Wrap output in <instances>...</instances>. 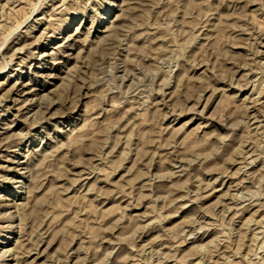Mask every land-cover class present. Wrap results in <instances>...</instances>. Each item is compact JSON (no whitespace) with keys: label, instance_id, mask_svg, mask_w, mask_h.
I'll return each instance as SVG.
<instances>
[{"label":"rangeland","instance_id":"374dc122","mask_svg":"<svg viewBox=\"0 0 264 264\" xmlns=\"http://www.w3.org/2000/svg\"><path fill=\"white\" fill-rule=\"evenodd\" d=\"M0 85V264H264V0H0Z\"/></svg>","mask_w":264,"mask_h":264},{"label":"bare ground","instance_id":"6f19581e","mask_svg":"<svg viewBox=\"0 0 264 264\" xmlns=\"http://www.w3.org/2000/svg\"><path fill=\"white\" fill-rule=\"evenodd\" d=\"M13 5H14V4H13ZM13 7H14V6H13ZM11 9H12V8H11ZM129 9H130V8H128L127 10H129ZM11 11H12V10H11ZM11 15H13V14H11ZM5 20H6V19H5ZM8 20H9V19H8ZM3 68H4V67H3ZM5 68H6V67H5ZM5 68H4V69H5ZM1 70H3V69H1ZM11 81H14V82L11 83L10 87L8 88V90H6L7 92H10V91L12 92V91H14V90H16V89H18V88H19V90L23 91V93L25 92V91H24V90H25V89H24L25 85H23L22 83H17L16 80H9V81H8V86H9V84H10ZM2 84H3V83H2ZM0 86H1V85H0ZM21 87H23V88H22L23 90L21 89ZM6 91H5V92H6ZM16 91H17V90H16ZM6 94H7V93H6ZM28 94H29V93H24V95H28ZM34 94H35V93H34ZM10 213H11V212H10ZM9 216H11V215H9ZM9 221H10V219H9ZM9 225H10V224H9ZM11 225H12V224H11ZM18 226H19V225H18ZM11 227H12V226H11ZM11 227H10L9 233L11 232V229H12ZM12 230H13V229H12ZM9 233H8V234H9ZM5 254H6V253H5ZM7 262H8V261H7ZM3 263H4V261H3Z\"/></svg>","mask_w":264,"mask_h":264}]
</instances>
